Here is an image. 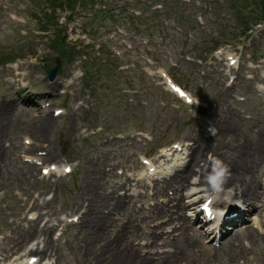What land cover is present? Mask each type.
Returning <instances> with one entry per match:
<instances>
[{"label": "rangeland", "instance_id": "374dc122", "mask_svg": "<svg viewBox=\"0 0 264 264\" xmlns=\"http://www.w3.org/2000/svg\"><path fill=\"white\" fill-rule=\"evenodd\" d=\"M98 1L106 8L97 7ZM225 52L237 58L236 69L227 68ZM57 59L60 71L49 80ZM263 74L264 0H76L63 8L53 7L51 0H0V105L15 102L25 113L17 117L19 122L27 123L39 119V101L46 103L50 114L60 110L63 114L54 117L56 124L47 133L56 150V158L48 163L68 164L73 170L62 178L40 176L42 166L23 159L32 152L16 153L18 161L38 168L33 193L49 203L47 209L33 212L37 217L49 215L37 222V233L22 253L44 241L40 230L54 224L49 237L56 250L63 248L57 250L58 264H84L76 239L85 210L68 223L61 220L85 185L82 164L89 158H105L109 176L104 184L112 192L140 165L145 167L144 157L152 161L178 143L186 148L191 132L202 133L203 123H216L228 113L239 116L237 129L243 139L248 138L246 133L259 136L264 127V93L258 89L264 86ZM165 76L196 104L169 92ZM69 79L74 81L71 86ZM232 82L227 111L222 94ZM75 123L72 131L69 126ZM26 137L31 135L24 130L12 136L13 142L28 148L25 141L34 142ZM108 141L120 144L110 146ZM35 149V157L46 156L43 148ZM261 180L264 192V176ZM53 183L59 188H46ZM27 198L18 183L0 193V241L11 236L9 225L24 214ZM135 200L146 207L152 202L145 196ZM259 211L264 224V208ZM30 216L25 215L22 225H28ZM261 233L264 236V227ZM254 250L235 264H264V252L258 246ZM44 260L56 264V257Z\"/></svg>", "mask_w": 264, "mask_h": 264}, {"label": "bare ground", "instance_id": "6f19581e", "mask_svg": "<svg viewBox=\"0 0 264 264\" xmlns=\"http://www.w3.org/2000/svg\"><path fill=\"white\" fill-rule=\"evenodd\" d=\"M233 87L234 83L232 86L225 85L222 94V99L227 103V111ZM195 102L193 100L192 104ZM23 111L18 110L15 102L0 105V193H4L13 183H18V187L28 197L22 206L24 214H20L18 221L9 225L11 236H4L0 241V264H42L46 257H56L58 264L61 256L57 250L62 251L63 248L57 246L56 250L53 239L49 237L54 224L40 230L44 241L22 253L37 233L38 221L49 215L40 213L36 217L33 212L42 211L44 207L47 209L49 203L35 198L33 193L38 188L35 184L38 179L35 172L38 168L18 161L16 153L22 149L32 152L33 156L26 153L24 158L31 156L36 164L42 163L40 176L45 173L62 178L67 168L55 161L48 163L56 158L54 144L47 136L56 124L54 113H45L38 120L27 123L19 122L17 118H23ZM228 114L229 117H223L216 123L202 122V133L191 132V139H188L191 144L186 148L183 143L178 144L177 149L172 147L162 150L160 156L148 162L145 167L140 165L134 174L124 178L121 184L114 185L112 192L104 184L105 177L109 176L104 157L97 160L89 158L88 162L82 164L85 169V188L81 189L73 204L70 203L68 209L63 211L71 215L67 213L61 223H68L69 218L76 217L85 210L78 221L79 237L76 239L80 244L84 264H235L240 259L246 260L248 253L251 250L255 252L254 248L257 246L264 252V236L253 228L241 232L237 231V227L232 229L229 221H225L218 227L223 239L220 248L214 246L216 238L211 232L199 229L203 224V216L200 215L198 203L202 200L207 202L211 199L212 205L217 208H232L237 211L242 207L245 209L244 217L260 206L257 202L264 203V192L260 191L261 178L264 176V171L261 170L264 164V127L258 126V129H263L256 138H251L246 133L248 138L243 139L242 133L237 129L239 116L234 112ZM255 123L259 124V119ZM76 125L72 124L69 128L73 131ZM23 130L31 135V138H26L34 142L28 148L20 145L17 140L13 142V133ZM118 141L108 143L110 146L118 145ZM38 147L46 152L42 159L34 156L37 153L35 148ZM210 154L227 165L231 172L230 179L219 191H214L208 182L212 172V161L208 159ZM153 172L157 178L164 174L166 176L157 180L152 177ZM168 172L171 174L167 175ZM10 175H14L15 180ZM145 178L151 179V186L146 183ZM54 187L59 188L54 183L46 186L51 191ZM151 189L154 194L145 197L153 204L138 207L137 204L142 203V200H134L139 199L142 191L148 193ZM170 191L172 194H169ZM132 193L138 194L130 201ZM127 200L130 203L125 204ZM260 208L264 207L261 205ZM27 213L31 215L30 221L24 226L21 221L26 219ZM139 218H142L141 223H138ZM242 218L238 217L237 220ZM197 219L200 221L195 224ZM147 223L155 226L152 227L151 224L148 227ZM172 225L174 229L165 233L166 228ZM255 226L262 227L260 216L256 217ZM67 231L63 233L64 236ZM175 232L180 235L171 239ZM132 237H136L134 242ZM245 239L249 240L246 245ZM138 240L144 243L135 244ZM158 241L164 242V247H169L170 250L159 252Z\"/></svg>", "mask_w": 264, "mask_h": 264}, {"label": "clouds", "instance_id": "9594fccd", "mask_svg": "<svg viewBox=\"0 0 264 264\" xmlns=\"http://www.w3.org/2000/svg\"><path fill=\"white\" fill-rule=\"evenodd\" d=\"M209 158L212 160V172L208 177V182L214 191L222 190L230 179V169L222 161L211 156Z\"/></svg>", "mask_w": 264, "mask_h": 264}, {"label": "trees", "instance_id": "16d2710c", "mask_svg": "<svg viewBox=\"0 0 264 264\" xmlns=\"http://www.w3.org/2000/svg\"><path fill=\"white\" fill-rule=\"evenodd\" d=\"M85 1V0H82ZM76 0H51V5L53 7H60L63 8L65 6V4L69 5L70 7H72L73 5H75ZM48 18H51V16L47 15Z\"/></svg>", "mask_w": 264, "mask_h": 264}, {"label": "water", "instance_id": "95a60500", "mask_svg": "<svg viewBox=\"0 0 264 264\" xmlns=\"http://www.w3.org/2000/svg\"><path fill=\"white\" fill-rule=\"evenodd\" d=\"M57 63L59 64V60L57 61ZM58 71H59V66H57L55 69H53V71H51V74H50L51 78H55Z\"/></svg>", "mask_w": 264, "mask_h": 264}]
</instances>
